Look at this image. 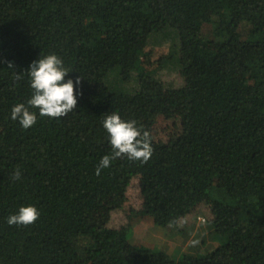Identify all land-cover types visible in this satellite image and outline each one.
Here are the masks:
<instances>
[{
    "label": "trees",
    "instance_id": "16d2710c",
    "mask_svg": "<svg viewBox=\"0 0 264 264\" xmlns=\"http://www.w3.org/2000/svg\"><path fill=\"white\" fill-rule=\"evenodd\" d=\"M50 53L77 108L24 129L12 107ZM112 112L153 154L96 175ZM28 204L39 219L9 225ZM201 216L195 252L154 240ZM0 264H264V0H0Z\"/></svg>",
    "mask_w": 264,
    "mask_h": 264
},
{
    "label": "clouds",
    "instance_id": "9594fccd",
    "mask_svg": "<svg viewBox=\"0 0 264 264\" xmlns=\"http://www.w3.org/2000/svg\"><path fill=\"white\" fill-rule=\"evenodd\" d=\"M9 67H12L11 63ZM27 71L33 94L27 104L17 103L11 110V118L18 121L24 129L31 128L37 122V113L31 111L32 108L38 109L40 116L54 119L67 116L77 108L76 86L81 84L82 77L65 80L72 71L64 66V61L59 55L50 53L41 56L31 63ZM82 94L81 90L80 95ZM103 127L108 134L112 152L102 157L96 168V175H100L102 169L110 167L113 160L121 157L126 156L129 160H138L142 163H147L151 158L153 154L151 132L145 130L142 125L138 126L136 120H125L118 112H112L105 116ZM20 177L21 172L17 168L12 178L19 180ZM39 217L40 211L35 205H22L17 213L8 217L7 223L28 226ZM204 222L208 221L201 216L195 226L198 227ZM209 224L213 227L211 223Z\"/></svg>",
    "mask_w": 264,
    "mask_h": 264
},
{
    "label": "rangeland",
    "instance_id": "374dc122",
    "mask_svg": "<svg viewBox=\"0 0 264 264\" xmlns=\"http://www.w3.org/2000/svg\"><path fill=\"white\" fill-rule=\"evenodd\" d=\"M213 232H214V228L210 226L208 222H204L199 224V226L196 227L195 231L190 233L191 235L188 236L189 238L188 240L186 239L185 234H180L175 238H168L163 236H160L159 238H154L157 236L154 235V233L152 232H147L146 234L144 232V234H145V238L147 239V242H149L152 238H154V240L158 242V244H160L161 246H166L167 248L171 249L173 252H177L179 254L181 252H195L198 245L197 243L194 245L192 242H196L195 240L196 236L199 235L200 239L205 238V236L211 237ZM202 242H203L202 243L203 246H201V249H208L211 248V246L217 244L216 240H211L210 243H208L207 245L203 240Z\"/></svg>",
    "mask_w": 264,
    "mask_h": 264
}]
</instances>
